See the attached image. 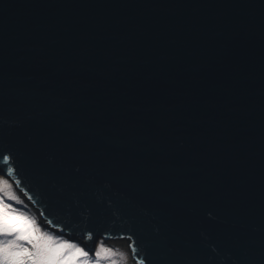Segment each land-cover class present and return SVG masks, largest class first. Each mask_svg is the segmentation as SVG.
I'll return each mask as SVG.
<instances>
[{
	"label": "water",
	"instance_id": "1",
	"mask_svg": "<svg viewBox=\"0 0 264 264\" xmlns=\"http://www.w3.org/2000/svg\"><path fill=\"white\" fill-rule=\"evenodd\" d=\"M0 153L92 253L264 264V0H0Z\"/></svg>",
	"mask_w": 264,
	"mask_h": 264
},
{
	"label": "snow or ice",
	"instance_id": "2",
	"mask_svg": "<svg viewBox=\"0 0 264 264\" xmlns=\"http://www.w3.org/2000/svg\"><path fill=\"white\" fill-rule=\"evenodd\" d=\"M0 162L6 168H0V264H101L112 259L113 249L107 247L102 241L94 245V258L90 250L79 243L59 238L43 232L35 219L30 218L15 205H22L24 201L16 194L20 181L10 182L8 178L14 175L16 169L12 167L14 158L9 154L0 153ZM27 195V194H25ZM29 200L32 198L29 196ZM51 226L52 221H48ZM62 231V230H61ZM93 239V233L86 237ZM128 244L130 255H138V244L129 236ZM135 264H147L146 259L135 260Z\"/></svg>",
	"mask_w": 264,
	"mask_h": 264
},
{
	"label": "rangeland",
	"instance_id": "3",
	"mask_svg": "<svg viewBox=\"0 0 264 264\" xmlns=\"http://www.w3.org/2000/svg\"><path fill=\"white\" fill-rule=\"evenodd\" d=\"M14 190L16 191V194L20 197V199L24 201L22 205L14 204V207L19 208L22 212H24L30 218L35 219L37 223L40 225L41 230L43 232H47L48 234L59 237V238L67 239L63 235L57 234L53 229L45 225L43 220L39 218L40 216L37 214V210L32 207V203L28 199H26V197H24L25 195L19 189L15 188V185H14ZM80 241L75 242V243H79L81 246H85L84 245L85 240L80 239ZM97 241H102L107 247L113 249L114 256L112 257V259L116 261V264H135L134 260L132 259L130 255L129 248H128V242L126 240L109 241V240H103L99 238ZM71 242H74V241H71ZM86 250H87V247H86ZM90 256L94 258V254ZM81 264H83V260L81 261ZM101 264H110V262L102 261Z\"/></svg>",
	"mask_w": 264,
	"mask_h": 264
},
{
	"label": "clouds",
	"instance_id": "4",
	"mask_svg": "<svg viewBox=\"0 0 264 264\" xmlns=\"http://www.w3.org/2000/svg\"><path fill=\"white\" fill-rule=\"evenodd\" d=\"M6 178V177H5ZM9 180H11V179H9ZM12 182H13V184H14V181L13 180H11ZM10 181V182H11ZM15 185V184H14ZM18 189V188H17ZM20 190V189H19ZM21 191V190H20ZM25 195V194H24ZM24 197H26V195L24 196ZM26 199H28L27 197H26ZM29 200V199H28ZM30 201V200H29ZM31 202V201H30ZM32 207L34 208V209H36L35 208V206L32 204ZM37 210V209H36ZM37 214L40 216L39 218H41L42 220H43V222L45 223V225L46 226H48V227H50L51 229H53L57 234H60V235H62V232L61 231H58V230H56L53 226H51V225H49L44 219H43V217L41 216V214H39V212H38V210H37ZM65 238H67V239H69V240H71L69 237H67V236H69L68 234L67 235H63ZM103 239V240H106V239H104V238H102V237H98V239ZM80 239H84V240H86V237H79V241H80ZM118 240V239H117ZM71 241H74V242H79V241H75V240H71ZM109 241H111V240H109ZM88 250V249H87ZM94 254V252L92 253V252H90V255H93Z\"/></svg>",
	"mask_w": 264,
	"mask_h": 264
}]
</instances>
